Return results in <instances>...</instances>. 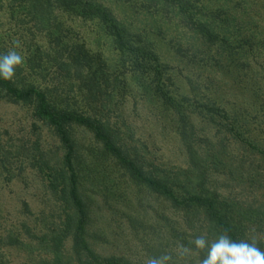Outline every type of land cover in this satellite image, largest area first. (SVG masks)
Segmentation results:
<instances>
[{"label": "rangeland", "instance_id": "rangeland-1", "mask_svg": "<svg viewBox=\"0 0 264 264\" xmlns=\"http://www.w3.org/2000/svg\"><path fill=\"white\" fill-rule=\"evenodd\" d=\"M95 2L131 42L98 17L54 4L45 23L27 2L0 0V55L18 40L24 57L12 81L0 79V264H146L165 252L171 264H200L207 251L190 241L225 231L204 205L155 192L121 165L125 156L169 179L178 201L197 195L226 209L245 233L238 240L264 250V0ZM40 99L55 118L102 124L121 153L68 119V163ZM73 182L87 211L82 245L70 220L82 208L63 198ZM18 231L24 243L8 237ZM178 245L191 249L184 259Z\"/></svg>", "mask_w": 264, "mask_h": 264}, {"label": "trees", "instance_id": "trees-1", "mask_svg": "<svg viewBox=\"0 0 264 264\" xmlns=\"http://www.w3.org/2000/svg\"><path fill=\"white\" fill-rule=\"evenodd\" d=\"M25 2H27V4L30 6V8L35 12L34 13V18L38 19V17L41 19H43L42 22L46 23V18L44 20V13L46 12L47 14L50 13L52 14L53 12V7L52 5L57 4L56 6L61 7L64 10L67 11H79L81 12V14L83 16H89L92 18H99L102 23L104 25H107L113 32V34L115 33L119 38H122V44L124 45V43H129L131 42L130 40L126 39L130 33H125L126 31H122L120 29H118V26L120 25L119 21L114 19V17L111 15V13L109 12V8H107L105 5L100 4L98 2H95V0H23ZM30 10V11H32ZM50 10V12L48 11ZM33 15V14H32ZM49 15V14H48ZM112 22V24H111ZM111 25V26H110ZM106 26V27H107ZM120 28V27H119ZM122 45V46H123ZM133 46V45H130ZM149 56V53H147ZM153 55V54H152ZM154 58H156V56H154ZM82 61V60H81ZM84 62V59H83ZM0 83H6V82H0ZM18 95V97L20 99H27L31 94H32V90H19V89H14V88H9V91H12ZM41 94H38V97ZM41 98H43L42 96H40ZM171 100V99H170ZM39 106H41V111L45 114L48 115L51 119V122L55 123L57 125V128L60 132V136L62 141L64 142V146L67 148L66 152H67V162L71 163L72 161V154L74 153V147H75V143L73 141V143L71 142L70 139V135L68 134V132L65 130V125L64 122H66L68 119L72 120L73 122H79L82 123L83 125H86L87 127L92 128L93 130H95L97 136H103V139L106 141V144L108 146H110L115 152L116 154H120L121 150L120 148H116L113 144H114V136L111 133H103V131H101L102 128H104V126L100 123L96 124L95 122H92L90 118L88 117H81L79 115H71L65 118V115L60 116V118H55V115L53 114V112L47 108L44 107V101L42 99H40V104ZM101 131V132H100ZM121 165L123 167H125L127 170L132 171L133 175L136 176L137 174H139L140 176H144L143 180L145 183L148 184L149 187H151L155 192H158L161 195L166 196V198H171L174 202H177V204L181 205L184 204L185 208L191 207L193 205L194 202H197L198 205H204L205 206V210L206 212L209 214L211 220L214 222V224L216 225V229L220 230L222 228L223 232L225 231L230 238H232L234 241H239L238 239L241 238V236H243L245 233L243 231L240 230V228L236 225L233 224L232 221H230L229 219H227V215H226V209L217 207V206H213V202L209 201L208 199H205L201 196H194V197H190V201H183V203L181 201H178L177 197L173 195V192L171 191V189L168 187V180H166L165 178L162 177H154V176H150L148 174H146L144 172V167L143 165H141V163L139 161H136V159L133 158H129L126 157L124 158L123 162H121ZM137 173V174H136ZM59 176V175H58ZM57 177H55L51 182H50V188L51 190H53L54 192H57L58 190V183L57 180L59 179ZM62 176V175H61ZM76 182H73L70 184V187L65 189V186L63 187V198H67L68 193H70L71 196V200H73L76 205H80L79 208H82V202L77 201L80 197L77 194V187H76ZM69 186V185H68ZM70 189V190H69ZM69 200V198H67ZM70 200V201H71ZM190 202V203H189ZM87 211H85L83 208L80 211V218L78 217H70L71 222L75 223V231L74 232V239L76 242V245H82V238L84 236V225L86 224V218H87ZM231 219V218H230ZM232 220V219H231ZM79 222V223H78ZM74 228V227H73ZM72 228V229H73ZM23 233L21 234L20 231H18L17 234H9L8 237H11L12 240L14 239V242H25L24 237L22 236ZM244 237V236H243ZM55 240V247L59 248L58 250H60V244L61 242L55 237H50L48 239V242ZM263 245L261 244V241L258 242V247H262ZM56 248V249H57ZM61 251V250H60ZM60 258V257H59ZM119 259H117L116 257L111 259V261H113L115 263V261L117 262ZM110 264V263H108Z\"/></svg>", "mask_w": 264, "mask_h": 264}, {"label": "clouds", "instance_id": "clouds-1", "mask_svg": "<svg viewBox=\"0 0 264 264\" xmlns=\"http://www.w3.org/2000/svg\"><path fill=\"white\" fill-rule=\"evenodd\" d=\"M15 47L3 55H0V79L12 81L15 77L16 68L24 63L23 55L16 49L20 47L18 40L14 41ZM197 250H206V256L200 264H264V250L258 247V240L234 241L224 232L214 241L209 243L206 235H200L190 241ZM191 252L185 245H178L177 257L184 259ZM173 256L170 253H163L147 259L146 264H171Z\"/></svg>", "mask_w": 264, "mask_h": 264}]
</instances>
